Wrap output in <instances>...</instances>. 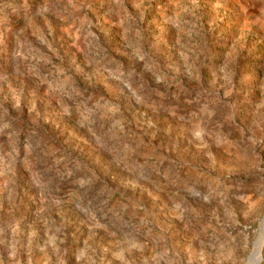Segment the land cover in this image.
<instances>
[{
	"label": "rangeland",
	"instance_id": "rangeland-1",
	"mask_svg": "<svg viewBox=\"0 0 264 264\" xmlns=\"http://www.w3.org/2000/svg\"><path fill=\"white\" fill-rule=\"evenodd\" d=\"M263 221L264 0H0V264H247Z\"/></svg>",
	"mask_w": 264,
	"mask_h": 264
},
{
	"label": "clouds",
	"instance_id": "clouds-1",
	"mask_svg": "<svg viewBox=\"0 0 264 264\" xmlns=\"http://www.w3.org/2000/svg\"><path fill=\"white\" fill-rule=\"evenodd\" d=\"M199 135V133H197ZM117 259H122V254H115ZM247 264H264V250L253 246L248 255Z\"/></svg>",
	"mask_w": 264,
	"mask_h": 264
},
{
	"label": "bare ground",
	"instance_id": "bare-ground-1",
	"mask_svg": "<svg viewBox=\"0 0 264 264\" xmlns=\"http://www.w3.org/2000/svg\"><path fill=\"white\" fill-rule=\"evenodd\" d=\"M263 244H264V221H263V233L261 234L260 241L258 242V245H256V247L262 249Z\"/></svg>",
	"mask_w": 264,
	"mask_h": 264
}]
</instances>
